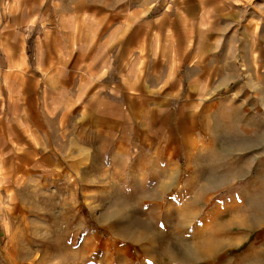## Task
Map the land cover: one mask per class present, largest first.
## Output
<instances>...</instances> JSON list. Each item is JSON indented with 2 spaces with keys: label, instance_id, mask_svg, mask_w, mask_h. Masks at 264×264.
<instances>
[{
  "label": "rangeland",
  "instance_id": "rangeland-1",
  "mask_svg": "<svg viewBox=\"0 0 264 264\" xmlns=\"http://www.w3.org/2000/svg\"><path fill=\"white\" fill-rule=\"evenodd\" d=\"M223 1L0 0V36L18 21L28 45L59 24L102 27L120 15L202 17L199 32L222 38L220 57L207 43L199 62L200 107H181L182 84L172 114L126 109L127 133L139 137L125 140L122 166H99L105 156L82 148L77 166L52 155L45 166L18 155L0 166V264H264V0ZM141 78L145 97L167 96L168 77L143 68Z\"/></svg>",
  "mask_w": 264,
  "mask_h": 264
},
{
  "label": "crops",
  "instance_id": "crops-1",
  "mask_svg": "<svg viewBox=\"0 0 264 264\" xmlns=\"http://www.w3.org/2000/svg\"><path fill=\"white\" fill-rule=\"evenodd\" d=\"M181 16L127 24L120 15L102 27L86 20L69 31L59 24L53 32L35 36L30 45L18 21L8 24L0 36V163L6 161L0 166H12L15 155L21 166H45L46 159L54 162L51 155L58 161L68 156V166H77L81 148L105 156L99 166H122L125 140L139 137L127 133V108L130 117L136 107L149 106L170 107L166 112L172 114L173 95L182 84L186 92L181 107H200L208 79L199 62L206 57L207 43L214 44V61L220 57L222 38L199 32L205 25L202 17ZM132 26L124 40L120 35ZM192 28L198 31L193 36ZM143 68L155 81L168 77L165 98L153 101L139 91L141 82L149 83L141 78ZM190 71L195 80L190 81ZM169 121L172 128L173 116Z\"/></svg>",
  "mask_w": 264,
  "mask_h": 264
}]
</instances>
